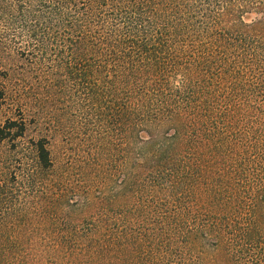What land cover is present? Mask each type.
<instances>
[{
	"label": "trees",
	"instance_id": "trees-1",
	"mask_svg": "<svg viewBox=\"0 0 264 264\" xmlns=\"http://www.w3.org/2000/svg\"><path fill=\"white\" fill-rule=\"evenodd\" d=\"M0 20L122 128L117 183L99 157L81 192L65 177L47 264H264V0H0Z\"/></svg>",
	"mask_w": 264,
	"mask_h": 264
},
{
	"label": "rangeland",
	"instance_id": "rangeland-1",
	"mask_svg": "<svg viewBox=\"0 0 264 264\" xmlns=\"http://www.w3.org/2000/svg\"><path fill=\"white\" fill-rule=\"evenodd\" d=\"M4 30L0 20V126H10L0 141V264H47L48 245L65 243V177L81 192L99 157L107 160L108 186L117 183L122 128L94 127L99 118L66 67L35 64L26 37L12 42ZM44 139L55 161L50 171L37 157Z\"/></svg>",
	"mask_w": 264,
	"mask_h": 264
}]
</instances>
